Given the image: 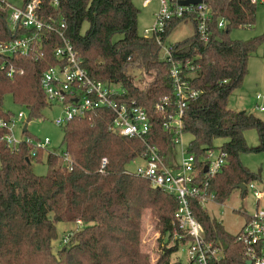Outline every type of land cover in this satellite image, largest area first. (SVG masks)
Wrapping results in <instances>:
<instances>
[{"label":"trees","instance_id":"obj_1","mask_svg":"<svg viewBox=\"0 0 264 264\" xmlns=\"http://www.w3.org/2000/svg\"><path fill=\"white\" fill-rule=\"evenodd\" d=\"M205 1L215 14L211 39L201 41L193 26V35L175 44V57L193 63L195 71L186 73L185 79L200 92L185 109V134L192 136L189 152L200 158L214 150L215 141L224 140L220 148L228 153L227 164L209 180V191L217 203H225L240 185L248 186L260 178L243 166L240 157L263 149L264 121L252 113L231 110L228 101L242 86L249 59L264 44V34L249 41L230 38L233 29L254 25L258 5L250 0ZM139 13L133 0H40L38 11L44 22L55 20L90 78L121 85L125 89L121 102L134 101L146 110L152 125L149 142L165 157L174 143L163 131L167 114L160 112L157 104L163 97L173 96L171 66L161 59L153 39L139 35ZM7 16V11L0 9V42L18 37L9 29ZM221 19L227 25L222 30L217 27ZM184 21H173L166 36ZM60 45L57 33H44L29 56L0 55L1 117L13 116L2 107L4 96L10 94L17 105L28 110V121L43 118L48 104L41 78L49 68L60 65L55 56ZM10 69L15 70L14 78L8 77ZM136 69L150 76L145 86L134 81L131 73ZM113 120L111 112L101 110L63 127L65 151L74 162L73 170L64 166L62 158L48 153L46 176L32 171V162H41L44 151L32 157L34 148L26 142L12 151L3 140L5 131H0V264H151L141 249L142 218L153 211L160 220L162 236H166L179 204L148 180L127 173L128 165L146 148L140 140L113 133ZM250 129L259 133L258 149L247 144L244 133ZM191 208L207 237L225 244L222 264H245L235 235L198 199H191ZM61 222H82V226L54 253L56 225ZM166 246L163 241L157 264H182L171 263L169 257L175 250Z\"/></svg>","mask_w":264,"mask_h":264},{"label":"built area","instance_id":"obj_2","mask_svg":"<svg viewBox=\"0 0 264 264\" xmlns=\"http://www.w3.org/2000/svg\"><path fill=\"white\" fill-rule=\"evenodd\" d=\"M152 0H145L144 6H148ZM159 10L155 14V23L145 29L143 37L153 39L162 53V59L170 64V76L173 83V96H165L157 104L160 112L167 114V120L163 125V131L173 139L174 148L165 157L161 156L159 148L150 144L149 137L152 131L151 120L146 110L134 101L121 102L125 95V89L121 85L108 84L93 80L82 66V61L71 42L64 36L62 30L57 29L55 20L44 22L38 14L40 0L25 3L22 0L20 6L11 0H0V9L7 11L9 29L18 34L10 42H0V55L15 57L29 56L33 45L40 40L44 33H57L61 40L55 50V56L60 61L59 66L51 67L44 72L41 78V88L46 96L48 108L53 110L55 104L61 105V115L55 119V125L65 127L74 120L84 119L88 113L95 111H109L114 115L110 127L113 133L129 139L140 140L145 145V152L139 158L143 161L135 172L127 169V173L148 180L154 188L161 189L176 198L179 207L174 214L175 223L165 236L168 249H174L171 257L180 247L186 248V264H222L226 258V246L221 241L210 240L204 227L195 218L191 199H198L203 207L214 201L215 195L209 191V180L216 177L227 164L228 153L219 148L210 150L206 155L198 158L187 149H182L181 161L175 163L173 159L174 149L182 145V136L185 134V109L190 101L198 97L200 92L190 87L185 79L186 73L194 72L195 66L191 61L176 59L175 44L168 43L166 32L175 20L185 19L195 26L201 41L207 43L213 35L214 12L205 0L198 4L181 5L184 0H158ZM253 4L264 5V0H250ZM64 23L61 28H64ZM222 30L226 27V21L221 19L217 25ZM29 34L23 33L28 31ZM5 67H2L4 69ZM23 75V72H20ZM15 70L10 69L9 78H14ZM261 100L260 96L257 97ZM264 112V107L260 108ZM24 113L6 119L0 116V131H5L3 140L12 151L19 150V145L26 142L32 145L34 150L32 157H36L40 150L47 151L51 141L45 138L43 141L17 142L14 138V129L22 125ZM22 133L26 137L24 132ZM62 158L64 166L72 171L74 162L69 154L64 151L61 154L47 152ZM203 157V160H202ZM138 158V159H139ZM136 161V160H135ZM103 160V165L106 163ZM204 175V178L202 176ZM254 196L259 203L261 193L249 184ZM246 221L240 232L235 235L237 245L242 247L245 264H264V211H256L254 215H247ZM82 226V222H78ZM68 236L64 238L67 242Z\"/></svg>","mask_w":264,"mask_h":264},{"label":"rangeland","instance_id":"obj_3","mask_svg":"<svg viewBox=\"0 0 264 264\" xmlns=\"http://www.w3.org/2000/svg\"><path fill=\"white\" fill-rule=\"evenodd\" d=\"M145 0H133L134 5L140 11L138 16V32L143 37L144 31L150 28L155 23V14L159 10V1L152 0L148 6H144ZM15 5L20 6L22 0H11ZM227 26V25H226ZM194 27L190 22H182L179 24L168 38V43L176 44L184 41L193 35ZM264 34V5L258 4L256 20L252 27L233 29L230 33V38L238 41H249L254 38L261 37ZM119 37H116L118 39ZM162 59V53L160 55ZM134 81L140 85L145 86L151 81L147 74H143L137 69L132 71ZM260 96L261 100L257 97ZM3 110L6 113L18 115L20 112L24 113V121L14 129V138L17 142L25 141L26 138H31L32 141L49 138L51 143L45 151L43 160L41 162H32V171L37 176H46L48 173L47 166V152L63 153L66 148L64 145V131L62 127L55 125V119L61 115V105L55 104L53 110L45 109L43 111V118L32 119L28 121L29 112L27 109L17 105L13 97L8 94L3 98ZM228 107L236 112H249L264 121V112L260 108L264 107V44L260 45L248 62V74L245 77L242 86L234 91L228 101ZM27 124V136L24 137L22 133L23 125ZM247 144L251 148L258 149L261 146L260 136L256 129H250L244 133ZM192 141L190 134L182 136V145H178L173 152V159L175 163L181 161L182 149H187ZM224 140H217L214 142V150L222 147ZM203 160V157H202ZM243 166L250 172L260 175V178L251 182L255 189L261 193V199L257 203L252 189H248L245 195L240 189L233 192L230 198L225 203H217L211 201L205 204L204 208L207 212L223 225L225 230L237 235L247 221L246 215H254L256 211H264V145L263 149L254 151L252 153L243 154L240 157ZM143 165V161L139 158L128 165V170L135 172L137 168ZM57 240L53 242V251H57L62 246L63 240L66 236L80 227L74 223H57ZM162 226L160 220L153 211H147L142 218V235H141V249L150 257L151 264H157L161 257V244L165 242V235L161 234ZM160 237L162 241L160 240ZM171 263L177 261L186 264L187 255L186 248L180 247L175 255L169 257Z\"/></svg>","mask_w":264,"mask_h":264},{"label":"water","instance_id":"obj_4","mask_svg":"<svg viewBox=\"0 0 264 264\" xmlns=\"http://www.w3.org/2000/svg\"><path fill=\"white\" fill-rule=\"evenodd\" d=\"M203 0H184V1H181V5H189V4H198V3H202ZM242 114L245 113V111H242L241 112ZM27 127L28 125L25 124L24 126V132H27ZM260 176V175H259ZM239 189L242 191V192H246L247 191V187L246 185L242 184L239 186ZM247 264H251L250 262H248Z\"/></svg>","mask_w":264,"mask_h":264}]
</instances>
